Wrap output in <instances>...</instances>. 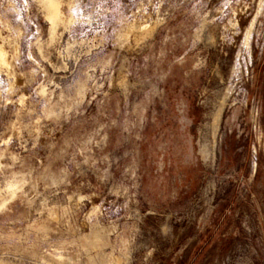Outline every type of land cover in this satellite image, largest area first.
Instances as JSON below:
<instances>
[{
  "label": "rangeland",
  "instance_id": "1",
  "mask_svg": "<svg viewBox=\"0 0 264 264\" xmlns=\"http://www.w3.org/2000/svg\"><path fill=\"white\" fill-rule=\"evenodd\" d=\"M61 1L0 0V264H264V0Z\"/></svg>",
  "mask_w": 264,
  "mask_h": 264
},
{
  "label": "bare ground",
  "instance_id": "2",
  "mask_svg": "<svg viewBox=\"0 0 264 264\" xmlns=\"http://www.w3.org/2000/svg\"><path fill=\"white\" fill-rule=\"evenodd\" d=\"M43 5L47 10V18L52 24L53 31H56V27L63 23V13H62V1L61 0H42ZM55 33H53V36ZM0 63L7 65V58L0 47Z\"/></svg>",
  "mask_w": 264,
  "mask_h": 264
}]
</instances>
